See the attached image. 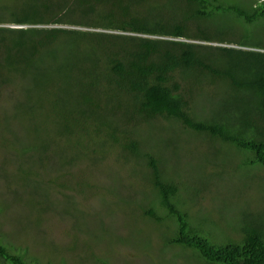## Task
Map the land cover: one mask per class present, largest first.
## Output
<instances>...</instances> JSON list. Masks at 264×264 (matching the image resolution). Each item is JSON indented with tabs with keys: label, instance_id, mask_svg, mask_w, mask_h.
<instances>
[{
	"label": "trees",
	"instance_id": "obj_1",
	"mask_svg": "<svg viewBox=\"0 0 264 264\" xmlns=\"http://www.w3.org/2000/svg\"><path fill=\"white\" fill-rule=\"evenodd\" d=\"M41 1L32 11L9 20L28 28L0 26V87L7 89L16 75L24 78L51 69L47 83L55 87V96L80 99V113L70 107L60 119L68 134L57 132L58 140L65 139L76 149L70 167L87 159L90 147H100L106 154L120 147L124 164L140 162L143 174L152 179L153 198L141 220L156 227L166 224L167 248L188 250L200 264H264L263 220L238 225L236 239L225 233L217 236L204 221L194 224L179 187L186 185L176 180L180 172L169 175L160 165L168 149L179 156L182 145L204 140L213 151L195 155L216 168L223 161L219 154L230 152L244 159L241 168L264 166V1L64 0L59 5L49 2L47 17ZM57 12L59 17H51ZM227 20L241 23L245 34L238 39L222 37L219 33ZM62 22L100 31L46 27ZM63 52L71 58L62 59ZM206 85L226 89L241 107L196 102ZM152 134L158 135L156 143ZM215 171L214 177L225 174ZM79 172H65L73 185L62 187L89 200L85 192L95 186L91 180L82 181L84 171ZM186 189L185 193L191 190ZM26 254L14 252L0 239V264H40L37 259L28 261Z\"/></svg>",
	"mask_w": 264,
	"mask_h": 264
},
{
	"label": "rangeland",
	"instance_id": "obj_2",
	"mask_svg": "<svg viewBox=\"0 0 264 264\" xmlns=\"http://www.w3.org/2000/svg\"><path fill=\"white\" fill-rule=\"evenodd\" d=\"M49 2L59 5L64 0L41 1L40 8L45 17L51 13ZM36 3L37 0H0V19L7 23L0 26L28 28L29 25H18L9 20L15 14L32 11ZM102 10L100 8L98 12ZM58 12L51 17H59ZM225 25L226 29L219 33L222 37L238 39L245 34L238 21L230 24L227 20ZM46 27L100 31L66 22ZM211 45L240 48L230 43ZM61 58L68 60L71 57L63 52ZM51 73L52 70L46 68L40 74L28 73L24 78L16 75L7 89L2 84L0 87L1 241L14 252L26 251L28 261L37 259L40 264H200L190 258V251L166 247L167 239L163 235L168 233L166 224L156 227L141 220L143 209L153 198L152 179L143 174L140 162L138 166L124 164L119 157L120 147L109 149L107 154L100 147H90L87 159L78 167L69 166L72 151L76 149H72L74 146L65 139L58 140L57 132L61 129L68 134L60 119L70 107L79 114L80 99L67 95L57 98L55 87L47 83ZM205 88V94L195 97L196 102L216 108L224 105L232 108L236 104L237 98H229L226 89L207 85ZM74 128L78 127L75 125ZM157 136H151L154 143ZM199 141L191 140L184 147L182 145L183 152L179 156H174L175 152L168 149L160 165L169 175L180 172L176 174V180L186 185L180 183V191H187V186L191 188L190 192L183 191L182 197L186 198L184 209L194 218V224L204 221L217 236L225 233L236 239L241 223L247 226L258 220L264 221V166L241 168L244 159H239L236 152H230L224 157L219 154V160L223 161L216 168L203 156L195 155L213 151L211 143ZM82 142L85 144L84 139ZM191 148L194 154L189 161L185 154ZM80 170L84 171L82 181L91 180L95 186L85 192L89 200L78 191L62 187V184L73 185L65 172ZM215 170L225 174L214 177ZM53 181L61 186L51 184ZM198 190L200 193L196 198ZM169 225L173 229L176 227L173 223ZM219 229L223 232H218ZM146 242L148 248H140Z\"/></svg>",
	"mask_w": 264,
	"mask_h": 264
}]
</instances>
